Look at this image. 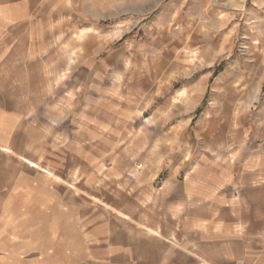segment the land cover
Returning a JSON list of instances; mask_svg holds the SVG:
<instances>
[{"label": "rangeland", "instance_id": "1", "mask_svg": "<svg viewBox=\"0 0 264 264\" xmlns=\"http://www.w3.org/2000/svg\"><path fill=\"white\" fill-rule=\"evenodd\" d=\"M0 41V246L264 264V0H0Z\"/></svg>", "mask_w": 264, "mask_h": 264}, {"label": "crops", "instance_id": "2", "mask_svg": "<svg viewBox=\"0 0 264 264\" xmlns=\"http://www.w3.org/2000/svg\"><path fill=\"white\" fill-rule=\"evenodd\" d=\"M84 30L85 29H83L82 31ZM5 53L6 52L3 46V42L0 41V58H2ZM17 108H18V111H17ZM21 108H22L21 99H19L18 102L14 101L13 104L8 102L7 86H6V70L0 68V188L9 186V184L13 180V178L9 175V173H12V170H7V161H6L7 156H14V157L18 156L20 158L22 157V152L20 150H19L20 154H17L16 152L15 153L12 151L10 152V150L8 151L7 149L8 148V145H7L8 117L10 119L14 118L15 124L18 119V124L21 125L22 124ZM12 112L14 114H12ZM160 173L161 172H159V174ZM159 174H157V176ZM167 180H170V179L167 177ZM178 189L179 187L177 186L172 188L171 194L173 193L176 194V191ZM186 198H187V201L189 199L191 201L190 204L188 202V205L190 206L192 205L194 207V200H195L194 191L187 192ZM33 200L35 201V199L30 198V201H33ZM18 201L21 204L22 198H18ZM37 203L36 202L30 203V206L37 205ZM19 210L21 212L22 208H20ZM211 214H209V218L210 220H213L214 217ZM31 220L32 219L30 218V229L32 228ZM17 225L20 226V228H23L24 223L23 222L20 224L18 223ZM51 234L52 233L50 231V227H48L47 225L45 226V228L43 227L42 237L46 238L45 240L42 241L43 245L35 243L36 246H34L35 245L34 244L32 246H26V247L25 246L24 247L23 246L11 247L9 245L0 246V264H82L83 263L82 261H79L78 259H76V254H73V255L69 254L70 252H68L67 249L61 250L59 245H58L59 250L52 251L51 246H50L51 245V240H50ZM4 236L6 240L12 239L11 234L5 233ZM29 236H30V233L23 234V238H27ZM46 243H48V245H46ZM60 243L61 241L58 240V244ZM55 254H58V257H55Z\"/></svg>", "mask_w": 264, "mask_h": 264}]
</instances>
